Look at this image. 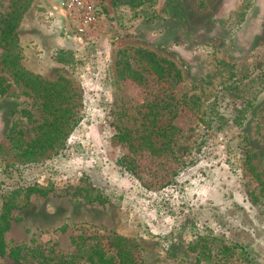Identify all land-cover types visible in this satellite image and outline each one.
Wrapping results in <instances>:
<instances>
[{"label": "rangeland", "instance_id": "rangeland-1", "mask_svg": "<svg viewBox=\"0 0 264 264\" xmlns=\"http://www.w3.org/2000/svg\"><path fill=\"white\" fill-rule=\"evenodd\" d=\"M60 2L0 0V28L23 10L22 66L71 81L82 115L59 154L23 168L7 134L16 124L31 140L32 124L19 111L38 121L41 112L15 85L0 97V212L10 190L51 188L11 210L6 251L55 244L69 254L70 237L89 225L134 240L144 264H264V189L255 176L264 166V90L241 126L210 139L201 125L225 83L264 70V0H96L100 18L81 34ZM136 50L172 62L181 81H157L137 67ZM125 63L141 72L142 85L127 77ZM0 76L10 78L1 63ZM166 95L175 105L160 103L151 119L150 104ZM167 125L176 128L168 140L158 132ZM123 130L127 141L117 138ZM0 264L34 261L0 257Z\"/></svg>", "mask_w": 264, "mask_h": 264}, {"label": "trees", "instance_id": "trees-1", "mask_svg": "<svg viewBox=\"0 0 264 264\" xmlns=\"http://www.w3.org/2000/svg\"><path fill=\"white\" fill-rule=\"evenodd\" d=\"M130 1L133 0H126V3ZM22 12L23 10L15 8L0 28V47L2 49L0 63L7 69L10 76V78L0 76V97L10 96V88L15 85L22 95L34 100L41 112L40 121H38L33 118V114L29 110L21 109L19 111L21 116L32 124L31 130L34 136L31 140L27 141L24 138L22 130L16 124L10 127L7 134L9 149L16 152L18 163H14V165L24 168L59 154L66 147L69 136L81 122L82 115L77 105L78 92L71 81L63 77L47 80L27 71L22 66L16 36ZM126 53V51H121L119 55L123 57ZM130 56L137 63V67H141L149 75H155L157 81H181V75L176 66L172 62L158 58L152 52L136 50ZM128 65L125 63L122 70L126 71L127 77L142 85L144 76L139 70L130 68ZM263 90L264 70H255L244 81L225 83L206 105L201 118L203 134L207 137L209 134L210 138L218 136L224 127L231 129V127L241 126L254 101ZM160 103L170 107L175 105V102H169L168 95L166 98L162 96L156 103L150 104L152 108L146 115L154 119L156 116L154 108L158 107ZM175 130L176 128L172 125H167L162 130L159 128L158 132L162 131V137L168 140ZM129 136V130H123L118 133L117 138L127 141L130 139ZM167 140L163 145H167ZM148 141L149 139L144 140L145 143ZM151 147H153L152 144ZM229 148L232 147L228 145L226 149L229 150ZM197 150L201 151L200 148ZM229 152L231 153L230 150ZM249 159L250 156L246 154L244 161L252 171ZM257 175L259 185L264 189V166L262 173L255 176ZM50 191L51 188L48 186L28 184L10 190L1 196L0 257H7L13 261L32 260L34 264H144L142 250L134 240L117 233H106L105 230L89 225H83L78 236L70 237L74 250L69 254L55 250V244L49 247L42 244H35L31 247L16 246L7 252L4 234L10 227L11 210L26 207L32 195L47 196ZM90 193L87 192L84 195L86 203L93 202V199L89 198ZM65 228L66 225H62L59 232H64Z\"/></svg>", "mask_w": 264, "mask_h": 264}, {"label": "built area", "instance_id": "built-area-1", "mask_svg": "<svg viewBox=\"0 0 264 264\" xmlns=\"http://www.w3.org/2000/svg\"><path fill=\"white\" fill-rule=\"evenodd\" d=\"M60 10L76 25V31L79 34L96 25L101 13L96 0H61ZM223 264L237 263L226 262Z\"/></svg>", "mask_w": 264, "mask_h": 264}]
</instances>
